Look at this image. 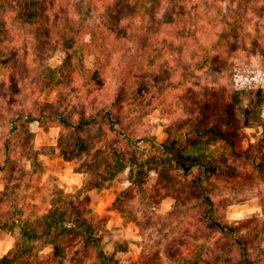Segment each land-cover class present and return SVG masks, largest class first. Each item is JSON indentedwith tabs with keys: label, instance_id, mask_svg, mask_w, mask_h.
Masks as SVG:
<instances>
[{
	"label": "trees",
	"instance_id": "trees-1",
	"mask_svg": "<svg viewBox=\"0 0 264 264\" xmlns=\"http://www.w3.org/2000/svg\"><path fill=\"white\" fill-rule=\"evenodd\" d=\"M254 6L255 0H0V109L11 111L22 94L37 104L10 117L0 153V229L18 231L0 264H50L41 256L45 247L64 257L79 244L74 264H264V149L258 141L238 152L234 141L242 125L261 127L264 140V74L255 66L264 60V35L253 49L246 39L241 47L236 42ZM181 43L197 53L191 69H178L173 79L163 62ZM57 51L64 59L52 66ZM110 72L115 88L104 96ZM198 72L211 77L191 81ZM69 93L75 97L64 103ZM52 95L58 98L46 99ZM154 112L165 120L163 142L133 124L134 115ZM48 119L63 130L60 156L86 173L82 190L110 187L125 174L113 208L140 229L136 260L122 263L103 248L108 221L87 195L58 188L46 206L29 196L33 163L46 154L34 147L30 124ZM255 194L262 217H225L227 206ZM166 198L174 206L160 214Z\"/></svg>",
	"mask_w": 264,
	"mask_h": 264
},
{
	"label": "rangeland",
	"instance_id": "rangeland-1",
	"mask_svg": "<svg viewBox=\"0 0 264 264\" xmlns=\"http://www.w3.org/2000/svg\"><path fill=\"white\" fill-rule=\"evenodd\" d=\"M97 19H99V17H97ZM242 33L243 37H240L239 41H236L238 47H241V41L246 39L248 46L253 49L255 41L258 39L257 37L264 35V0H255V6L249 11L247 19L243 22ZM196 51L197 50L194 49L192 45L181 43L176 49L174 56L168 57V59L163 62L166 70L165 72L170 73L174 79L176 73L179 74L178 69H181L182 71L191 69L192 58L197 53ZM63 59L64 54L57 51L49 59V63L52 66H56ZM85 60L86 63L91 66L93 56L88 55L85 57ZM114 65L115 63L112 64V66ZM255 66L258 68L259 72L261 71L260 73L264 74V60ZM205 77H211V74L198 72L191 77V81ZM212 77L215 76L213 75ZM258 84L264 85V78L262 76L259 78ZM114 88L115 82L113 80L112 72H110L108 74V88L101 94H104V96L106 94L111 95ZM73 94L74 93L67 94L64 98V103L69 99H73L75 97ZM54 96L56 95L50 97L46 96V99H51V97L54 98ZM104 96L102 95L99 97L95 106L101 104ZM17 99L18 106L16 105L12 107L11 111L4 112L0 109V153L8 136V123L10 117L17 111L25 112L37 108L34 98L28 97L26 94H22L19 98L16 97V100ZM39 99H45V95L39 97ZM132 120L135 122L133 124L136 125V123H138L137 125L139 127H143L144 130L155 135L159 142L165 141L167 136L163 128L165 120L160 117L158 112L151 114H137L132 117ZM30 130L34 147L36 149L44 148L42 151H45L46 154L42 153L37 155V160L36 162L34 161L32 169L28 166L32 170L33 175V180L30 187L27 189L29 196L34 199L35 203L46 206L49 204L53 193L58 188L72 194L80 193L79 196H81V198L87 195L92 208L99 216L106 218L108 221L107 230L102 234L103 248L108 253H116L117 258L121 259L122 263H128L129 260H136L142 250L143 237L140 233V229L134 222L126 220L119 211L113 208V202L116 198L117 192L126 187L127 183H125L124 180L126 177L125 174L119 176L110 187H105L101 190L96 188L82 190L86 173L77 172L75 166L64 160L57 149L56 145L63 131L59 123L54 119H48L44 123L35 120L30 124ZM90 133L94 134L95 130H92ZM262 133L263 129L261 127L242 125L234 134L237 151L244 152L250 148L252 143L258 141L261 143L263 150L264 140L262 138ZM156 179L157 175L151 173L149 183H155ZM261 200L262 199L255 194L245 201L227 206L225 211H223L224 215L233 223L244 218L262 217L263 209ZM173 206L174 199L166 198L159 206V213L166 214L173 208ZM186 221H188V219H186ZM17 233V230L16 233H11L0 229V258L13 248L16 242ZM205 236L206 235L203 237ZM211 239L212 238H209V241H211ZM82 248L83 245L79 244L78 246L71 248L64 257H60L54 255L52 247L47 246L41 251V256L50 264H74L75 251L81 250Z\"/></svg>",
	"mask_w": 264,
	"mask_h": 264
}]
</instances>
